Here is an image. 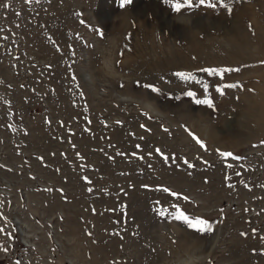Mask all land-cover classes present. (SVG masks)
Returning a JSON list of instances; mask_svg holds the SVG:
<instances>
[{
  "label": "rangeland",
  "instance_id": "obj_1",
  "mask_svg": "<svg viewBox=\"0 0 264 264\" xmlns=\"http://www.w3.org/2000/svg\"><path fill=\"white\" fill-rule=\"evenodd\" d=\"M211 2L0 0V28L55 61L48 96H0V264H264V0ZM30 106L43 158L23 161L6 122Z\"/></svg>",
  "mask_w": 264,
  "mask_h": 264
},
{
  "label": "built area",
  "instance_id": "obj_2",
  "mask_svg": "<svg viewBox=\"0 0 264 264\" xmlns=\"http://www.w3.org/2000/svg\"><path fill=\"white\" fill-rule=\"evenodd\" d=\"M81 15H84V12ZM78 16L80 14L76 15V17ZM89 22L93 25L92 30H95V32H87V35L84 32L83 38L85 42L90 43L89 47L96 48L97 44L105 37L99 31L100 25L97 22L90 19ZM0 30V63L5 66V69L0 71V96H48L49 90H52L53 87L49 86L47 70L50 65L55 64L53 57L37 54V51L31 49L29 41L22 38L20 34L16 35L13 31H5L3 28H0ZM68 31L72 36V41L75 40L73 36L76 38L79 36L80 31L75 28H68ZM72 46L74 47L73 44ZM84 50L82 58L88 59L90 57L88 47L85 46ZM1 111L4 112L5 109L1 108ZM8 115L11 117L7 118L6 127L9 130H14L10 133V140H12L13 146L16 150H21L23 146L25 150H31L30 153H32L29 158L22 157L23 161H30L36 156L43 158V153H37L35 148L27 149L24 142L25 136L30 134L29 118L37 115V107L32 108L30 106L20 110H13L10 107ZM21 154L22 152L17 155ZM0 161L5 160L0 159ZM32 174L33 172H29V176H33ZM28 186L31 187V185Z\"/></svg>",
  "mask_w": 264,
  "mask_h": 264
},
{
  "label": "snow or ice",
  "instance_id": "obj_3",
  "mask_svg": "<svg viewBox=\"0 0 264 264\" xmlns=\"http://www.w3.org/2000/svg\"><path fill=\"white\" fill-rule=\"evenodd\" d=\"M131 2H132V0H121V6L123 7L127 4H130ZM168 2L172 3V0H168ZM220 2L223 3V0H220ZM198 3H199V5L208 4L212 8L216 7V4L212 3L211 0H198ZM185 6L192 7L193 6V0H184L183 3H180V0H175V3H173V9L177 12H179ZM202 71H207V72L213 73V74H222L224 71H231V70L230 69H202ZM174 75H176L177 77H180L181 79H184V80H191L194 78L193 74L190 72H177V73H174ZM236 86L237 85H235V84L224 85V87H227V88H233ZM144 87L152 89L153 91H159V89L155 88V86L152 84H146V85H144ZM204 87H205V90H207V85H205ZM217 91H220L221 94H223L222 88L218 87ZM187 95L193 96L194 93L188 92ZM196 102L209 104L210 106L212 104L211 99L197 100ZM117 123H120V122L118 121ZM141 127L143 128L145 126L141 125ZM165 131H167V130H165ZM193 138L196 140V142L198 144L201 145V147H205V142L202 141L199 137H196L193 134ZM261 144H264V141H261ZM137 147H139V145H137ZM156 152L160 153L163 156L161 149L157 148ZM221 155L225 156V157H234V159H236V160L241 159V157H239V156H234V154L232 152H223V153H221ZM164 159H165V161H167L168 157L164 156ZM184 163L187 164L189 168L194 167V165L190 164L188 162V160H186V159L184 160ZM229 166H231V165H229ZM145 187H147V185H145ZM162 191L169 192L172 196H179L180 195L177 192L171 191L169 188H163ZM183 199L188 200L189 197L183 196ZM157 203H159V202H157ZM174 207L176 208V212L174 214H171V215H173L174 219L182 221L188 228L194 229L197 232H210V231H212V226L207 220L203 219L202 217L189 216L184 210H182L179 207V205H175ZM158 214L163 216L165 214V210H163V209L158 210ZM0 218L6 219V217H3L2 213H0ZM255 231L256 230L253 229V232H255ZM0 233H5V228L2 226H0ZM7 235L11 236V233H7ZM242 235H247V233H242ZM262 239H264V238H262ZM3 251L7 252L8 251L7 247H3ZM253 251L255 252L256 250L253 249ZM261 252H262V254H264V249H262ZM15 264H21V261L17 260L15 262Z\"/></svg>",
  "mask_w": 264,
  "mask_h": 264
}]
</instances>
